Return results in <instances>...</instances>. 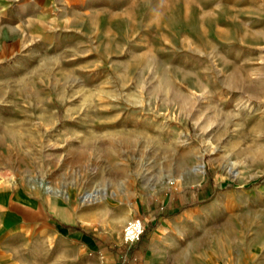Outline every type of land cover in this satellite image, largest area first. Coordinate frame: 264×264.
Here are the masks:
<instances>
[{
  "label": "rangeland",
  "instance_id": "1",
  "mask_svg": "<svg viewBox=\"0 0 264 264\" xmlns=\"http://www.w3.org/2000/svg\"><path fill=\"white\" fill-rule=\"evenodd\" d=\"M263 56L264 0H0V187L23 203L0 264H95L116 243L143 264L165 223L168 256L214 229L231 264H264Z\"/></svg>",
  "mask_w": 264,
  "mask_h": 264
},
{
  "label": "crops",
  "instance_id": "2",
  "mask_svg": "<svg viewBox=\"0 0 264 264\" xmlns=\"http://www.w3.org/2000/svg\"><path fill=\"white\" fill-rule=\"evenodd\" d=\"M7 203L13 206V212L11 210L13 214L11 215L12 217L8 216L6 218V211L3 210H5V204ZM151 204L152 202L147 203L146 205L142 203V210L148 211L151 208ZM22 205L21 196L18 193L16 194L13 192L10 194L8 190L0 187V226L3 227L6 224H9L10 226L20 224V212L18 211H20L19 209L22 208ZM51 210L54 212L53 217L55 220H61L63 223V225L60 226V232L63 237L72 239V241H77L83 246V250L87 248L94 252L99 249L101 244L103 245L100 239H96V237L89 234V230L83 227L80 228L77 226V223L65 219L66 215L64 212H61L60 215V212H58V210L56 211L55 207ZM148 215L149 216H144L147 220H153L155 218L154 215ZM165 227L166 223L164 226L155 229L157 230L155 231V235L151 236L145 243L144 251L146 255L143 264H231V262L234 261V258L232 257V247L229 242L227 245L220 243L214 229L210 231L211 233L205 234L201 240H194L184 246L180 252L177 251L174 255L168 256L166 243L164 241H156L157 234L162 233L165 230ZM183 230V226L179 228L180 233H183ZM220 230L226 231V227L221 226ZM215 240H217L216 243ZM116 244L117 245H108V247H112L114 250H109L108 248L107 250L99 249V256L96 257L98 262L95 264H126L121 254L122 246L121 244ZM138 246L142 245L140 244ZM136 249L137 246H134L129 250L134 255L137 252Z\"/></svg>",
  "mask_w": 264,
  "mask_h": 264
},
{
  "label": "built area",
  "instance_id": "3",
  "mask_svg": "<svg viewBox=\"0 0 264 264\" xmlns=\"http://www.w3.org/2000/svg\"><path fill=\"white\" fill-rule=\"evenodd\" d=\"M145 230V224L141 217H131L123 228L122 240L126 245H132L139 241Z\"/></svg>",
  "mask_w": 264,
  "mask_h": 264
},
{
  "label": "bare ground",
  "instance_id": "4",
  "mask_svg": "<svg viewBox=\"0 0 264 264\" xmlns=\"http://www.w3.org/2000/svg\"><path fill=\"white\" fill-rule=\"evenodd\" d=\"M263 60H264V56H263ZM196 169L197 171L202 172L203 171L202 164H199ZM97 194H98V189L88 192L85 197L87 199H93L96 196L98 197Z\"/></svg>",
  "mask_w": 264,
  "mask_h": 264
},
{
  "label": "trees",
  "instance_id": "5",
  "mask_svg": "<svg viewBox=\"0 0 264 264\" xmlns=\"http://www.w3.org/2000/svg\"><path fill=\"white\" fill-rule=\"evenodd\" d=\"M143 235H144V234H142V236H143ZM142 236H141V237H142Z\"/></svg>",
  "mask_w": 264,
  "mask_h": 264
}]
</instances>
